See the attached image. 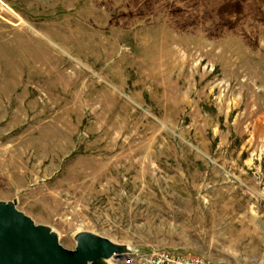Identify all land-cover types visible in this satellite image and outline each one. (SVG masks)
<instances>
[{
    "label": "rangeland",
    "instance_id": "374dc122",
    "mask_svg": "<svg viewBox=\"0 0 264 264\" xmlns=\"http://www.w3.org/2000/svg\"><path fill=\"white\" fill-rule=\"evenodd\" d=\"M0 201L264 264V0H0Z\"/></svg>",
    "mask_w": 264,
    "mask_h": 264
},
{
    "label": "water",
    "instance_id": "95a60500",
    "mask_svg": "<svg viewBox=\"0 0 264 264\" xmlns=\"http://www.w3.org/2000/svg\"><path fill=\"white\" fill-rule=\"evenodd\" d=\"M75 239V249L64 247L50 227L35 223L15 202L0 201V264H110L106 260L128 251L92 232Z\"/></svg>",
    "mask_w": 264,
    "mask_h": 264
},
{
    "label": "built area",
    "instance_id": "2783aa9c",
    "mask_svg": "<svg viewBox=\"0 0 264 264\" xmlns=\"http://www.w3.org/2000/svg\"><path fill=\"white\" fill-rule=\"evenodd\" d=\"M112 264H217L203 256L167 249H130L110 258Z\"/></svg>",
    "mask_w": 264,
    "mask_h": 264
},
{
    "label": "bare ground",
    "instance_id": "6f19581e",
    "mask_svg": "<svg viewBox=\"0 0 264 264\" xmlns=\"http://www.w3.org/2000/svg\"><path fill=\"white\" fill-rule=\"evenodd\" d=\"M5 191H6V190H5ZM106 262L112 264V263H111V262H112L111 259L106 260Z\"/></svg>",
    "mask_w": 264,
    "mask_h": 264
}]
</instances>
